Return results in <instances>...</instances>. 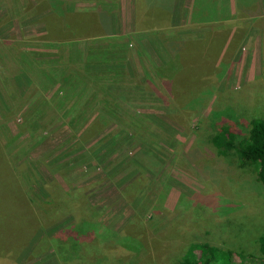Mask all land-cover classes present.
Returning a JSON list of instances; mask_svg holds the SVG:
<instances>
[{
	"label": "rangeland",
	"instance_id": "374dc122",
	"mask_svg": "<svg viewBox=\"0 0 264 264\" xmlns=\"http://www.w3.org/2000/svg\"><path fill=\"white\" fill-rule=\"evenodd\" d=\"M91 4L104 8L0 0V174L15 186L0 189V244L11 250L0 264H179L196 242L259 255L264 186L210 141L264 119V50L261 69L236 75L206 72L189 51L168 85L162 50L121 59L102 38L88 52L98 41L80 14ZM224 6L208 1L203 13Z\"/></svg>",
	"mask_w": 264,
	"mask_h": 264
},
{
	"label": "crops",
	"instance_id": "0c3cea01",
	"mask_svg": "<svg viewBox=\"0 0 264 264\" xmlns=\"http://www.w3.org/2000/svg\"><path fill=\"white\" fill-rule=\"evenodd\" d=\"M208 1L211 4L213 1L214 3L222 1L225 11L219 14L218 8L219 11L211 10L209 13L208 10L203 13V7ZM103 2L104 8H92L91 4L87 11L80 14L83 21L82 31L87 34L85 30L87 26L84 25L93 22L88 32L94 34L98 41L94 45L86 43L89 45L87 48L89 53L92 50L94 52L102 50V38H105L107 43L114 42L113 48L108 50H122L121 59L125 57L127 59L130 55L136 60L140 54L151 57L153 56L151 50H162L161 55L165 62L162 60L161 64L156 65L158 70L162 68L160 77L168 85L171 78L179 79L181 72L188 71L185 68V55L191 53L189 51L197 53L196 56L201 51V56L207 60L204 64L206 72L235 71L236 75L244 71L254 72L261 69L262 58L260 59L259 50H264V14L258 16L251 14L256 7L264 11V0H103ZM105 3L108 4L107 8L115 5L118 8L108 12ZM75 15L76 19L77 17L81 19L79 13ZM187 31H192L193 34L190 35ZM185 37H193L192 42H188L190 40L187 41ZM90 38L91 36L88 37L89 40ZM198 44L202 49L192 50L193 45ZM88 52L83 51V54ZM167 55H172V60L166 59ZM170 62L177 71L173 77L169 73ZM254 64H257L258 68ZM247 74L246 83L255 80L250 78L249 73ZM235 75L233 74L232 78ZM242 81V78H237V84L241 85ZM144 85L147 89L148 85Z\"/></svg>",
	"mask_w": 264,
	"mask_h": 264
},
{
	"label": "trees",
	"instance_id": "16d2710c",
	"mask_svg": "<svg viewBox=\"0 0 264 264\" xmlns=\"http://www.w3.org/2000/svg\"><path fill=\"white\" fill-rule=\"evenodd\" d=\"M250 127L248 135L243 138H240L236 128L223 127L212 136L210 142L220 155L225 157L235 155L242 165L255 167L258 180L264 186V119L251 121ZM0 171H3L1 163ZM1 175L0 189L6 185V189L14 190L15 186L13 184L10 186V182ZM9 252L11 250L0 244V258ZM258 252L259 255L239 253L224 249L220 245L196 242L189 246L179 264H264V235L259 239Z\"/></svg>",
	"mask_w": 264,
	"mask_h": 264
}]
</instances>
